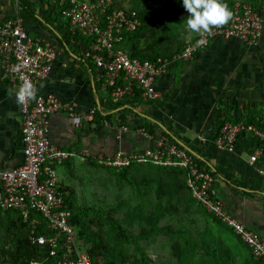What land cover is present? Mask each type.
Here are the masks:
<instances>
[{"label":"built area","instance_id":"obj_1","mask_svg":"<svg viewBox=\"0 0 264 264\" xmlns=\"http://www.w3.org/2000/svg\"><path fill=\"white\" fill-rule=\"evenodd\" d=\"M61 9L62 19L72 34L91 40L86 56L99 70L104 86L114 104L136 91L147 102L159 98L157 81L170 65L187 61L206 49L217 38L238 39L250 46H257L264 35V9L251 4L237 3L231 10L228 23L203 33L184 50L173 57H160L154 62L131 58L128 53L115 51V43L124 32L135 31L141 22L136 11L115 7L116 0H51ZM25 20L17 15L0 22V71L6 80L19 89L25 81L36 90L33 98L20 104L22 114L21 137L24 162L12 170L0 172V210L17 211L25 223H30L33 245L40 246L44 255L27 264H93L87 247L79 237L73 223V214L66 202L67 193L62 186L58 168L73 158L84 161L93 159L98 165L124 169L135 164H152L161 167L184 169L186 185L194 200L208 213L233 229L250 249L252 257L264 264V238L260 233L247 228L214 194L215 177L200 164L199 158L176 144L159 142L151 144L142 153L118 150L113 154L100 153L92 157L87 150L78 153L60 148L50 139L51 118L56 112H65L77 119V105L60 99L53 93H42L39 85L46 81L59 55V47L49 40L34 39L24 25ZM203 41L197 46V41ZM96 108L85 116L93 121ZM138 133L150 143L154 137L134 120ZM129 126L122 125L121 133ZM246 133L257 140L264 133L254 125L234 119L220 126L211 144L220 152L236 153L240 137ZM248 165L264 178V150L260 146L249 155ZM45 232L37 233L39 226Z\"/></svg>","mask_w":264,"mask_h":264},{"label":"crops","instance_id":"obj_2","mask_svg":"<svg viewBox=\"0 0 264 264\" xmlns=\"http://www.w3.org/2000/svg\"><path fill=\"white\" fill-rule=\"evenodd\" d=\"M31 1L35 15L25 20L26 30L32 38L49 40L60 50L39 91L76 103L79 114L77 119L62 111L52 116V143L75 153L87 150L92 157L118 150L142 153L159 142L176 144L213 173L214 194L227 210L264 238V178L248 165L249 155L260 142L246 133L236 153L220 152L211 144L223 122L264 107V35L255 47L238 39L217 38L191 59L171 65L157 81V101L114 109L99 70L86 56L87 45L69 38L63 19L53 16L51 0ZM19 11V0H0V22L15 18ZM18 90L2 79L0 71V172L24 162L22 114L15 99ZM93 108L103 119L95 116L85 121ZM134 120L154 129L152 143L138 133ZM122 125L130 130L121 133ZM83 162L76 157L58 168L64 189L65 169L75 172Z\"/></svg>","mask_w":264,"mask_h":264},{"label":"rangeland","instance_id":"obj_3","mask_svg":"<svg viewBox=\"0 0 264 264\" xmlns=\"http://www.w3.org/2000/svg\"><path fill=\"white\" fill-rule=\"evenodd\" d=\"M116 1L126 8L136 5V0ZM158 1L165 11L160 23L166 44L186 46L202 35L187 27L189 13L184 8L180 10V5L170 0ZM174 6L179 14L168 20L166 14ZM262 84L264 87V81ZM157 169L133 167L128 176L134 184L122 178L119 171L94 167L87 161L75 172L65 169L68 200L86 231L82 241L90 247L92 240L102 235L107 245L100 264H259L231 230L191 197L186 196L180 204L175 196L159 194ZM2 230L0 251L13 246V236L6 239ZM1 255L0 264H9Z\"/></svg>","mask_w":264,"mask_h":264},{"label":"trees","instance_id":"obj_4","mask_svg":"<svg viewBox=\"0 0 264 264\" xmlns=\"http://www.w3.org/2000/svg\"><path fill=\"white\" fill-rule=\"evenodd\" d=\"M170 1H172L175 4V6L180 5L179 6L180 10L183 8L182 0H170ZM135 2L136 5L134 4V6L129 7V9L136 11L138 18L141 22V25L135 31L124 32L121 35V40L115 43L114 50L126 52L131 58H137L139 60L149 61V62H154L160 57L171 58L174 55L181 53L188 44L186 46L184 45L179 46L178 44H173L171 42L169 44H166L164 42V39L161 38L163 25L160 23L161 21L160 17H164L163 13L165 12L164 7L161 5V2L158 0H136ZM223 2L227 4L230 10H232L237 3L251 4L255 8L264 9V0H223ZM19 5H20V11L18 15L21 18H23L24 20H27L29 18H34L35 15L34 2H32L31 0H19ZM175 6L172 7V9L169 12H167L166 17L168 20H174L177 18L179 14V10H178L179 8L177 9L175 8ZM115 7H122V6H120L117 3V1H115ZM54 8H55L54 9L55 14L53 16L55 17V19L61 21L62 15H61L60 7L54 4ZM64 24L66 25L65 28L67 29V34L70 39L82 40V42L85 43L88 48L90 47L91 40L89 38L81 36L79 34H72L69 30L68 24L65 22ZM170 67L171 65L169 66V68ZM142 101L143 98L141 97L140 91H136L135 96L127 97L124 101H122L119 104H114L110 98V95L108 99L109 104L114 109H118L119 107H122L124 104L133 107L134 105H137ZM95 116L101 120L103 119V117L100 115L98 110H96L94 117ZM229 120L233 121L232 118H230ZM239 120L254 125L258 130L264 133L263 107L260 109L255 108L250 110L243 117L239 118ZM143 127L152 136L154 135V129L150 125L144 123ZM259 142H260L259 146L264 150V139L260 140ZM87 162L94 167L98 165L97 162L93 159H87ZM200 164L202 165V162H200ZM144 165L158 168L157 170H155L156 173L155 183L159 194H162L163 196L169 195V197L175 196L176 200L180 204H183L185 197L189 196V198L191 197V199L195 203H197L192 197V194L186 185L187 174L184 169L161 167L152 164H135L128 168H124L120 170L113 169V170L119 171L121 177L127 180L129 184H134L135 180L129 178L128 176L129 170L132 169L133 167L144 166ZM64 191L66 192V189H64ZM66 202L68 204L69 209L72 211L73 223L76 226V229H78L77 227H80V229H78L77 232L79 237L82 239V236L86 235V231L84 229V226L80 223L74 205L71 202H69L68 195L66 197ZM199 206L202 207L201 205ZM210 215L218 223H220L225 228L231 230L236 235L233 229L223 224L212 214ZM116 228L118 229L119 227ZM1 230L5 232L4 236L6 239L8 237L13 236L12 237L13 246L8 249H3L2 251H0V254H2L1 256H3L4 259H6L9 264H27L29 261L39 259L44 255L45 252L40 246L33 245L31 243L30 236L32 233V226L30 225V223H25L23 221L22 216L19 214V212L0 210V231ZM43 232H45V226L41 225L38 227L37 233L39 234ZM238 239L243 243V241L239 237ZM92 241L94 244L92 243L90 247L86 246L87 251L92 259L93 264H100L101 258L104 257L103 251L107 249V245L102 235H97L96 239ZM244 245L247 247V249L250 252L248 246L246 244ZM257 262L259 264H263L260 261Z\"/></svg>","mask_w":264,"mask_h":264},{"label":"clouds","instance_id":"obj_5","mask_svg":"<svg viewBox=\"0 0 264 264\" xmlns=\"http://www.w3.org/2000/svg\"><path fill=\"white\" fill-rule=\"evenodd\" d=\"M183 8L189 13L186 21L187 27L194 33H210L213 28L229 22L232 12L223 0H182ZM203 41H197V46ZM36 90L27 81L16 92L15 99L23 104L27 98H33Z\"/></svg>","mask_w":264,"mask_h":264}]
</instances>
